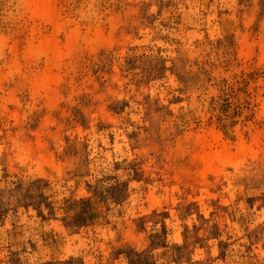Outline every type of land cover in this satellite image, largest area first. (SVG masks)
Returning a JSON list of instances; mask_svg holds the SVG:
<instances>
[{"label": "rangeland", "instance_id": "obj_1", "mask_svg": "<svg viewBox=\"0 0 264 264\" xmlns=\"http://www.w3.org/2000/svg\"><path fill=\"white\" fill-rule=\"evenodd\" d=\"M0 264H264V0H0Z\"/></svg>", "mask_w": 264, "mask_h": 264}, {"label": "bare ground", "instance_id": "obj_2", "mask_svg": "<svg viewBox=\"0 0 264 264\" xmlns=\"http://www.w3.org/2000/svg\"><path fill=\"white\" fill-rule=\"evenodd\" d=\"M50 4L45 3L42 8L41 13L47 15ZM55 56H58L56 54ZM51 82V81H50ZM52 83V82H51ZM48 84V82H47ZM49 85V84H48ZM45 85L44 87H46ZM243 148L240 149V152H244ZM237 156H234L230 153L222 152L216 155H210L208 157L200 158L196 161L195 172L183 178L182 181H174L167 177L170 183L177 182V185L181 189H205L210 190L214 186L224 180V172L229 168L234 166L237 163Z\"/></svg>", "mask_w": 264, "mask_h": 264}]
</instances>
